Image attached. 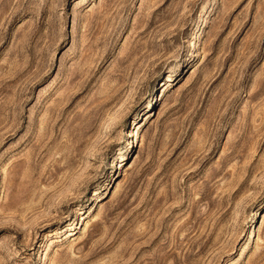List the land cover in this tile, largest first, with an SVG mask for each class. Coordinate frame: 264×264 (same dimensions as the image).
<instances>
[{
	"label": "rangeland",
	"instance_id": "rangeland-1",
	"mask_svg": "<svg viewBox=\"0 0 264 264\" xmlns=\"http://www.w3.org/2000/svg\"><path fill=\"white\" fill-rule=\"evenodd\" d=\"M0 264H264V0H0Z\"/></svg>",
	"mask_w": 264,
	"mask_h": 264
}]
</instances>
